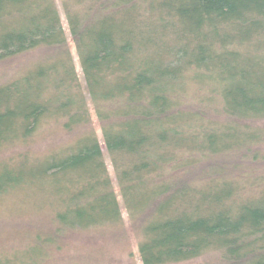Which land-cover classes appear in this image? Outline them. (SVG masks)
<instances>
[{
  "label": "trees",
  "instance_id": "16d2710c",
  "mask_svg": "<svg viewBox=\"0 0 264 264\" xmlns=\"http://www.w3.org/2000/svg\"><path fill=\"white\" fill-rule=\"evenodd\" d=\"M31 53L0 83V200L41 217L33 264L121 208L141 264H264V0H0V67Z\"/></svg>",
  "mask_w": 264,
  "mask_h": 264
},
{
  "label": "rangeland",
  "instance_id": "374dc122",
  "mask_svg": "<svg viewBox=\"0 0 264 264\" xmlns=\"http://www.w3.org/2000/svg\"><path fill=\"white\" fill-rule=\"evenodd\" d=\"M61 25L67 37L68 47L74 58L75 69L81 80L77 59L74 53V47L69 38L66 23L61 14ZM33 53L7 61L0 67V83L22 72L33 61ZM92 125L99 137V143L106 165L107 172L110 176L111 182L115 187L114 177L112 173L111 164L107 153L102 144L99 134V127L92 116ZM65 137L63 133L51 122H46L41 126L36 137L31 141L29 150L33 155L41 156L48 148H54L61 144ZM116 191V188H115ZM26 198L22 194L13 193L8 194L0 200V255L5 254L12 257L15 253L22 264H33L34 259L26 257L32 254L33 246L25 248L27 240L35 239L37 234L30 233L29 237L25 231L30 224L36 222L39 218L25 202ZM42 212L49 215L48 208H43ZM122 213V229L116 233L110 231H88L86 233L68 234L59 239L57 248H51L48 252V257L44 258L45 252L40 251L43 264H141L137 252V241L132 232V229L126 218V214L121 208ZM38 238L50 236L49 233H38ZM178 264H205L204 259H197L189 262Z\"/></svg>",
  "mask_w": 264,
  "mask_h": 264
}]
</instances>
